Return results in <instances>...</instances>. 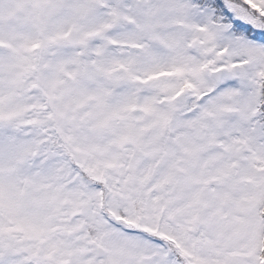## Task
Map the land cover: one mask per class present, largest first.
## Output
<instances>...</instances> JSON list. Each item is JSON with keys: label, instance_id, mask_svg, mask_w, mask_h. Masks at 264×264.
Masks as SVG:
<instances>
[{"label": "snow or ice", "instance_id": "6c2138e0", "mask_svg": "<svg viewBox=\"0 0 264 264\" xmlns=\"http://www.w3.org/2000/svg\"><path fill=\"white\" fill-rule=\"evenodd\" d=\"M0 264H264V0H0Z\"/></svg>", "mask_w": 264, "mask_h": 264}]
</instances>
